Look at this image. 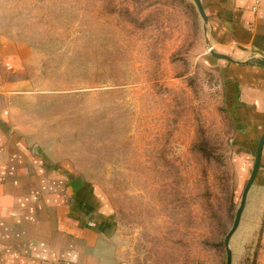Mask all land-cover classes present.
<instances>
[{
  "label": "rangeland",
  "instance_id": "1",
  "mask_svg": "<svg viewBox=\"0 0 264 264\" xmlns=\"http://www.w3.org/2000/svg\"><path fill=\"white\" fill-rule=\"evenodd\" d=\"M205 17L194 0H0V37L26 46L11 121L45 174L104 204L127 264H226L264 130L227 100ZM228 248L264 264L261 158Z\"/></svg>",
  "mask_w": 264,
  "mask_h": 264
},
{
  "label": "crops",
  "instance_id": "2",
  "mask_svg": "<svg viewBox=\"0 0 264 264\" xmlns=\"http://www.w3.org/2000/svg\"><path fill=\"white\" fill-rule=\"evenodd\" d=\"M200 3L227 100L245 127L264 130V0L255 10L256 0ZM25 47L0 37V264H127L104 204L61 170L45 174L11 121L7 91L17 82L6 75L23 64Z\"/></svg>",
  "mask_w": 264,
  "mask_h": 264
},
{
  "label": "water",
  "instance_id": "3",
  "mask_svg": "<svg viewBox=\"0 0 264 264\" xmlns=\"http://www.w3.org/2000/svg\"><path fill=\"white\" fill-rule=\"evenodd\" d=\"M194 2L196 4V6H197V9H198L199 13L204 18V20H206L203 8H202L201 3H200V0H194ZM257 62L264 66V60L258 59ZM263 145H264V132L262 133V135L260 137V140L258 142L257 149H256L255 160H254V165H253L251 174H250V176H249V178H248V180L246 182L244 190L242 192L241 201H240V204H239L238 209L236 211L232 227H231V229L229 230V232L227 233V235L225 236V239H224L225 247H226V264H231V251L228 248L229 238H230V236L232 235V233L235 231V229L238 226L242 210H243V208L245 206L247 192H248V190H249V188H250V186H251V184H252V182H253V180H254V178L256 176V173H257V170H258V167H259Z\"/></svg>",
  "mask_w": 264,
  "mask_h": 264
},
{
  "label": "built area",
  "instance_id": "4",
  "mask_svg": "<svg viewBox=\"0 0 264 264\" xmlns=\"http://www.w3.org/2000/svg\"><path fill=\"white\" fill-rule=\"evenodd\" d=\"M259 0H256V4L255 6H253V9L255 10L257 8V4H258Z\"/></svg>",
  "mask_w": 264,
  "mask_h": 264
}]
</instances>
